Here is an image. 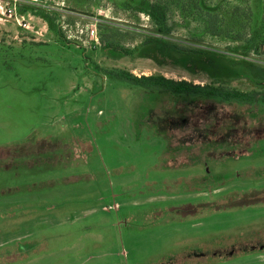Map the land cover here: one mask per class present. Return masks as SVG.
Returning <instances> with one entry per match:
<instances>
[{
    "label": "rangeland",
    "instance_id": "374dc122",
    "mask_svg": "<svg viewBox=\"0 0 264 264\" xmlns=\"http://www.w3.org/2000/svg\"><path fill=\"white\" fill-rule=\"evenodd\" d=\"M0 4V264H264V107L204 140L220 108L107 74L264 90V0Z\"/></svg>",
    "mask_w": 264,
    "mask_h": 264
},
{
    "label": "trees",
    "instance_id": "16d2710c",
    "mask_svg": "<svg viewBox=\"0 0 264 264\" xmlns=\"http://www.w3.org/2000/svg\"><path fill=\"white\" fill-rule=\"evenodd\" d=\"M150 9H151L150 16L154 18L156 17V13L159 12L160 7L156 4H152L150 6ZM43 18L49 25V28L53 29L54 28L53 21L48 17V15L44 14ZM253 38H251L248 45H250ZM180 51L187 54L189 53V51L183 49L182 50L180 49ZM237 64L243 66V68L248 69L255 79L264 80L263 68L257 67L256 65L249 62H237ZM107 74L115 80H118L123 83H127L131 87L143 90L149 94L170 95L172 97L179 99L184 104H186L187 102L193 104L194 103L202 104L201 106H204L205 104H211L213 106L220 108L222 112H225L226 114L220 113L221 114L220 119L212 116L211 119L212 124L211 125L209 124L210 122L209 120L208 127L201 129L204 132L203 134L204 140H206L208 136H216L219 133L221 134L223 133V135H227L228 137L233 136L234 133L233 131L236 130V128L239 125V122L237 124V118L234 115L236 110L251 109V108H256L258 106L264 107V90L257 91V90L249 89L247 91H244L236 88H231L222 83L196 85L193 82H188L185 80L175 81L172 79H168L162 75L137 77L131 73L121 72V71L120 72L110 71ZM261 122H262L261 120L254 122L253 124L254 130L258 129L259 126L258 124ZM244 148L245 147H242V149ZM262 239L263 240L261 245L264 247V238ZM254 241L255 239L253 240V242H248L251 244L246 243L244 248L247 249L249 252H253L257 250V244ZM236 245L226 247V249H223L221 251L222 252L221 256L218 257L220 259H225L229 255L238 256V252L235 248Z\"/></svg>",
    "mask_w": 264,
    "mask_h": 264
},
{
    "label": "built area",
    "instance_id": "2783aa9c",
    "mask_svg": "<svg viewBox=\"0 0 264 264\" xmlns=\"http://www.w3.org/2000/svg\"><path fill=\"white\" fill-rule=\"evenodd\" d=\"M0 13L8 17L9 19L14 18L16 14L15 8L9 4H0ZM19 24L21 26H24L25 28H28V25L24 24L23 22H20ZM62 30L67 34L68 39L83 41V38H85L89 39L90 41H94V43H97L96 22L90 24L76 23L74 26L63 23Z\"/></svg>",
    "mask_w": 264,
    "mask_h": 264
}]
</instances>
